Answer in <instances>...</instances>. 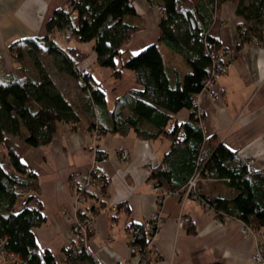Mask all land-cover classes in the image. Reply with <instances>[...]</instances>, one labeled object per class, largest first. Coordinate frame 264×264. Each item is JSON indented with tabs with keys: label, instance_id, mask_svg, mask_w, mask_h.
I'll use <instances>...</instances> for the list:
<instances>
[{
	"label": "trees",
	"instance_id": "obj_1",
	"mask_svg": "<svg viewBox=\"0 0 264 264\" xmlns=\"http://www.w3.org/2000/svg\"><path fill=\"white\" fill-rule=\"evenodd\" d=\"M146 1L162 5L164 12L160 14L156 42L136 53L121 50L139 28L121 19L122 12L131 10L125 0H67L73 12L65 4L56 7L44 24V36L15 40L7 47L15 69L6 80L0 79V145L7 159H0V238H5L8 250L17 253L23 264L71 263L65 253L56 262L47 249L35 242L32 228L45 221V214L38 199L36 175L21 162L26 149L50 142L56 122L72 124L78 119V113L44 71L33 75L27 71L26 52H38L41 46L55 57L57 70L77 79L79 89L86 95L84 109L92 114L89 132L93 131L97 139L105 133L124 135L129 130L139 139L164 138L168 148L160 162L151 167L150 181L168 190L179 189L197 171L202 177L222 183L230 192L228 197L208 196L215 217L240 221L254 233L264 230V171L254 169L250 160L240 158L216 136L204 137L199 126L202 114L191 105L210 72L211 57L219 53L229 54L232 59L234 55L217 38L208 4L219 11L221 2H232L235 14L241 18L236 27L242 24L257 32V26L264 27L260 23V18H264V0H250L247 4L243 0ZM66 25L71 27L69 40L74 44L62 45L57 41ZM247 40L246 36L240 38V42ZM84 42H91L97 66L110 68L112 78H119L123 69L131 70L140 89L114 97L107 109L104 85L80 67L87 52L75 43ZM158 43L179 55L190 69L184 75H176L173 86L168 84ZM181 108L190 109L185 121L174 117ZM200 156L202 161L197 164ZM106 185V179L100 175L99 196L107 194ZM104 203L102 198L99 204ZM116 207L125 209L121 204ZM129 227L133 238L128 244L142 250L149 239L148 230L130 217L125 230ZM88 256L82 253L72 260L84 264L83 261L90 260Z\"/></svg>",
	"mask_w": 264,
	"mask_h": 264
},
{
	"label": "crops",
	"instance_id": "obj_2",
	"mask_svg": "<svg viewBox=\"0 0 264 264\" xmlns=\"http://www.w3.org/2000/svg\"><path fill=\"white\" fill-rule=\"evenodd\" d=\"M66 1L0 0V79L6 80L15 69L7 49L9 43L44 36L46 20L56 7ZM125 1L130 2L131 10L122 12L121 19L139 28L130 35L121 50L136 53L156 42L160 14L148 6L146 0ZM227 16L229 13H222L219 7L218 18L222 28H215L216 36L224 47L234 51V55L218 79L224 87V94L212 100L204 90H200L193 97L196 110L202 114L199 126L204 137L216 136L240 158L250 160L254 169L264 171V48L240 42L235 28L241 18L235 14L226 22ZM58 38H63L62 33ZM90 43L84 42L85 45ZM158 47L168 84L173 86L176 75H184L190 69L179 55L159 43ZM85 52L87 57L80 67L88 72L89 67L96 66V53L91 48ZM122 59L125 60L126 56L123 55ZM108 71L110 82L105 84L89 72L105 87L107 109L112 103L108 104V97L113 99L130 89H140L131 70V74L126 76L122 71L119 78H112L110 68ZM79 111L74 123H55L50 142L29 147L21 156V162L36 175L38 199L45 214V221L33 227L32 234L36 244L47 249L56 262L65 257L63 245L69 227V215L61 210L66 207L70 211L75 193L69 176L86 168L91 159L90 120L83 111ZM189 112L190 109L181 108L174 117L185 121ZM95 145L105 155V160L96 166L107 181V194L97 200L85 197L78 204L81 213L92 217L88 257L91 264H143L128 251L125 226L128 217L142 222L156 209L155 194L148 179L149 169L160 162L168 142L161 137L139 139L129 130L124 135L105 133L95 141ZM116 147L126 150V159H118ZM0 159L7 160L1 145ZM200 191L209 197H228L230 194L222 183L213 181L200 185ZM102 198L105 203L100 206ZM117 204L125 206V209L117 208ZM180 206L177 195L163 198L158 209L160 222L147 264H254L250 256L255 249V240L241 233L237 220L215 217L213 210L202 208L192 197L186 198ZM180 212L189 218L183 227L176 224ZM90 260L83 262L90 264Z\"/></svg>",
	"mask_w": 264,
	"mask_h": 264
},
{
	"label": "built area",
	"instance_id": "obj_3",
	"mask_svg": "<svg viewBox=\"0 0 264 264\" xmlns=\"http://www.w3.org/2000/svg\"><path fill=\"white\" fill-rule=\"evenodd\" d=\"M156 10L159 14L164 12V7L153 2H148V5ZM127 5H130V2H127ZM65 7L69 12H73L71 4L65 2ZM210 9V14L212 18V23L215 25V28L221 29L222 22L217 19V8L208 4ZM259 30H250L246 25L240 24L235 28L236 34L239 38L245 37L248 38L247 43H251L256 46L264 48V27L257 26ZM71 34L70 25H66L62 31V36L64 39H69ZM203 34V32H202ZM205 34V33H204ZM231 60L229 54H215L211 57V68L208 76L205 78L201 90H204L210 99L217 100L224 94V87L218 83L220 75H222L228 64ZM79 84L83 85L81 73H79ZM192 107L196 109V99L191 101ZM198 113V110H196ZM91 138V159L89 165L78 172H74L69 176V182L75 188V193L73 194V203L71 205L70 211L66 207L62 208V212L66 215H69V227L68 233L66 235L63 251L71 259L69 264H80L78 261H73L82 253H88V237L89 233L92 230V217L85 215L79 211L78 204L82 201L83 198L89 197L91 199L97 200L99 197L98 192V177L101 175L96 164L105 160V155L99 153L95 146V141L97 139L95 133L90 131ZM116 153L118 159L124 160L127 157V152L121 147H116ZM202 161L201 156L197 158V164ZM151 169V167H150ZM149 169V173H150ZM211 181L208 177H202L197 171L193 172L191 176L185 181V184L179 189H165L160 186L156 181H150V186L155 194L156 206L155 210L149 213L144 220L142 221L144 229L149 232V239L147 244L142 250H139L137 246L129 245L128 241L132 240V228L129 227L125 230L126 240L128 244V251L130 254L135 256L141 263L147 264L149 261V252L152 249V240L156 234V231L160 222V215L158 209L163 198L167 195H177L179 197L180 204L182 206L183 201L186 198H194L199 206L204 209L212 210V207L209 203V197L202 194L200 191V185L205 182ZM180 206V208H181ZM68 212H67V211ZM224 219H228L225 217ZM189 222V218L186 215L179 213L176 224L178 227H183ZM240 224V231L244 236H252L255 240V249L252 252L250 258L254 264H264V230L259 233H254L248 226L238 221ZM154 254V252L152 251ZM0 264H23L20 256L8 250L6 247L5 238H0ZM218 264V263H214Z\"/></svg>",
	"mask_w": 264,
	"mask_h": 264
},
{
	"label": "rangeland",
	"instance_id": "obj_4",
	"mask_svg": "<svg viewBox=\"0 0 264 264\" xmlns=\"http://www.w3.org/2000/svg\"><path fill=\"white\" fill-rule=\"evenodd\" d=\"M250 0H243V4H247ZM155 3V2H153ZM149 4L148 6H150ZM235 5L232 2L228 1H223L220 4V11L222 13H229V16H234L235 15ZM218 12V11H217ZM229 16L225 18V21H229ZM260 23H264V18H260ZM63 37V36H62ZM57 41L59 44L62 45H68V44H74L72 40L66 41V39L62 38L59 40L57 38ZM77 47L82 49L83 51L89 50L87 46L84 43H75ZM87 48V49H86ZM55 57L49 53L46 52L43 46H41L40 51L38 52H33L29 51L26 52L25 57H24V64L27 68V71L30 74H35L38 70L44 71L53 81L55 84V87L59 92L63 94V96L67 99L71 107L76 111L80 112L79 110L83 111L86 115L87 120L92 119V114L89 112V110L84 109V104L86 101V95L82 92V90L79 89L78 86V81L76 78L71 77L67 75L66 73H63L59 70H57L55 66ZM116 65H119V60L116 59ZM88 72L92 73V75L99 79L102 80L105 83L110 82V77H109V71L108 68L105 67H100V66H93L88 68ZM123 73H125V76L128 74H131V72L127 70H123ZM108 104L112 102V99L110 97L107 98ZM4 151V150H3Z\"/></svg>",
	"mask_w": 264,
	"mask_h": 264
}]
</instances>
